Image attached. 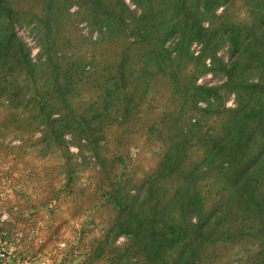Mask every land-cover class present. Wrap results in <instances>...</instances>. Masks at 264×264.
Segmentation results:
<instances>
[{"label": "trees", "instance_id": "16d2710c", "mask_svg": "<svg viewBox=\"0 0 264 264\" xmlns=\"http://www.w3.org/2000/svg\"><path fill=\"white\" fill-rule=\"evenodd\" d=\"M130 2L138 13L125 0H0L7 253L264 264V0ZM22 24L37 28L38 61ZM208 73L221 81L200 82ZM22 158L34 163L13 168Z\"/></svg>", "mask_w": 264, "mask_h": 264}, {"label": "rangeland", "instance_id": "374dc122", "mask_svg": "<svg viewBox=\"0 0 264 264\" xmlns=\"http://www.w3.org/2000/svg\"><path fill=\"white\" fill-rule=\"evenodd\" d=\"M125 2L130 6V8L133 10V12L136 14L138 13V8L135 7V5L130 2V0H125ZM16 31L20 37V39L23 41V43L26 45V47L28 48L29 52H30V56L33 59V61H38L39 60V56H40V40H39V33L37 32V28L33 25V24H22V25H17L16 26ZM221 55H225V51L221 50L220 52ZM222 77L218 74L213 75V74H206L204 75L200 82L203 83H208V84H218L221 81ZM227 105L228 106H233V98H230L229 100H227ZM5 141L8 142H12L14 144H18L20 141H23L22 138H19L15 135H10L6 138ZM70 149L72 152L76 153L77 149L73 146H70ZM137 150L132 148L131 149V154L134 156L135 152ZM151 150H146L144 153L141 154V160L143 161V163H151ZM32 164L33 159H29V158H22V160L18 163H13L12 167L13 168H25V166H27L26 164ZM66 217H69V211L66 212L65 214ZM63 234L66 238L72 237L73 235L69 232V227H66L63 231ZM125 241V238L121 237L118 238L115 243L117 245H121L123 242ZM129 261H133V260H129ZM128 264V263H127ZM131 264H135L134 262H131Z\"/></svg>", "mask_w": 264, "mask_h": 264}, {"label": "crops", "instance_id": "0c3cea01", "mask_svg": "<svg viewBox=\"0 0 264 264\" xmlns=\"http://www.w3.org/2000/svg\"><path fill=\"white\" fill-rule=\"evenodd\" d=\"M8 264H77V261L61 263L59 260L54 259L53 254L41 255L40 257L32 260H18L12 257Z\"/></svg>", "mask_w": 264, "mask_h": 264}, {"label": "built area", "instance_id": "2783aa9c", "mask_svg": "<svg viewBox=\"0 0 264 264\" xmlns=\"http://www.w3.org/2000/svg\"><path fill=\"white\" fill-rule=\"evenodd\" d=\"M193 48L198 49V46L193 45ZM10 260L11 257L5 249V242L0 239V264H8Z\"/></svg>", "mask_w": 264, "mask_h": 264}]
</instances>
